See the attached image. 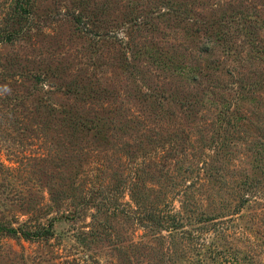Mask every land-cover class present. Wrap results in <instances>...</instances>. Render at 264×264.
I'll list each match as a JSON object with an SVG mask.
<instances>
[{
	"label": "rangeland",
	"instance_id": "obj_1",
	"mask_svg": "<svg viewBox=\"0 0 264 264\" xmlns=\"http://www.w3.org/2000/svg\"><path fill=\"white\" fill-rule=\"evenodd\" d=\"M0 41V264H264V0H0Z\"/></svg>",
	"mask_w": 264,
	"mask_h": 264
},
{
	"label": "trees",
	"instance_id": "obj_2",
	"mask_svg": "<svg viewBox=\"0 0 264 264\" xmlns=\"http://www.w3.org/2000/svg\"><path fill=\"white\" fill-rule=\"evenodd\" d=\"M4 40H6V39L4 38L2 41H4ZM2 41H0V42H2ZM216 88L219 89V85H216ZM50 201L52 203H59L60 201H62V198L59 197L58 193L54 191V192L50 193ZM202 215H204V217L201 216V218H203L204 221L217 219L216 217H214V215L206 216V213H204V212H202ZM51 225H52V223H50V226ZM172 229L177 230L178 227H173ZM5 232L7 234H10V235H17L18 233H21L25 238H29V239L34 238V237H42V236L48 237V236L53 234L52 229L49 227H46V226L37 228L34 231L24 230L21 228L11 226V227L6 228ZM170 252H171V250H170ZM170 254H169V257H170Z\"/></svg>",
	"mask_w": 264,
	"mask_h": 264
}]
</instances>
